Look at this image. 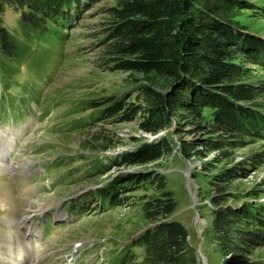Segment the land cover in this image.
<instances>
[{
  "label": "trees",
  "instance_id": "obj_1",
  "mask_svg": "<svg viewBox=\"0 0 264 264\" xmlns=\"http://www.w3.org/2000/svg\"><path fill=\"white\" fill-rule=\"evenodd\" d=\"M102 1L0 0V23L10 6L26 28L35 26L69 43L78 32L60 34L72 25L82 27L84 8ZM253 1L117 0L101 8L102 21L80 30L81 40L93 42L99 71L128 74L132 85L125 93L105 92L86 100L90 117L80 126H90L85 151L96 153L82 173L98 188L73 205L83 202L80 214H103L129 204L132 196L145 222L132 244L115 242L105 264L201 263L188 229L175 218L177 202L166 175L146 167L176 155L202 161L193 174L206 181L201 199L208 201L204 215L209 220L202 254L208 259V246L214 256L228 259L226 264H264V190L261 183L240 184L259 169L264 153L241 162L235 156L254 143L264 144V83L254 75L255 68H264V37L247 20H264V6ZM20 43L0 25V72L22 55ZM87 50L79 46L78 54ZM10 83L14 86L12 80L6 84L7 100L12 98ZM22 105L29 109V99ZM134 121L147 133L161 135L104 160L109 144H101L110 138L101 131L104 125ZM113 163L144 168L99 183L97 178ZM67 168L75 179L72 165Z\"/></svg>",
  "mask_w": 264,
  "mask_h": 264
},
{
  "label": "rangeland",
  "instance_id": "obj_2",
  "mask_svg": "<svg viewBox=\"0 0 264 264\" xmlns=\"http://www.w3.org/2000/svg\"><path fill=\"white\" fill-rule=\"evenodd\" d=\"M256 1H261L264 6V0L253 1L258 5ZM116 2L103 0L95 7L84 8L82 27L80 23L76 28L72 25L74 27L60 34L63 37L69 31V35L72 30L78 32L69 43L51 37L49 32L35 26L26 28L20 22V13L13 7L7 6L1 14L0 25L21 42L22 55L13 63L7 61L5 71L0 72V152L6 159L0 158V264H13L5 259L15 248L16 257L24 258L26 264H105V256L115 249V242L125 246L132 244V236L144 227L145 222L135 209L132 196L126 200L129 204L103 214L92 213V210L80 214L81 208H78L83 207V202L73 205L81 196L98 188L96 183L90 182L88 175L82 173L96 157V153L85 151L84 144L90 140L87 134L90 126H80L90 117V111L84 107V102L105 92L125 93L126 87L132 86L128 74L99 71L96 53L90 45L93 42L81 40L80 35L87 24L103 20L102 7ZM247 20L264 37V20L253 17ZM79 46L88 48L85 55L78 54ZM255 69L254 75L264 83V68ZM11 80L14 86L10 83L8 89H13L12 98L7 100L6 84ZM27 99L30 110L22 105ZM104 130L110 133H104L110 138L101 144H109L104 160L161 135L147 133L136 121L106 124L101 131ZM92 132H96V128ZM253 153H264V144L254 143L237 151L236 160L241 162ZM213 156L203 161L211 160ZM262 159L259 169L243 178L240 184L261 183L264 190V155ZM115 164L101 173L97 178L99 183L107 184L144 168ZM71 165L75 179L68 174L67 166ZM146 167L157 168L166 175L167 189L177 202L175 218L185 224L191 242L199 251L209 220L204 215L207 214L204 204L208 201L201 199V186L206 187V181L193 176L202 168V161L194 156L185 159L176 155L163 159L159 165ZM205 249L206 264L228 262V259L214 256L210 247ZM200 264H204L203 259Z\"/></svg>",
  "mask_w": 264,
  "mask_h": 264
},
{
  "label": "bare ground",
  "instance_id": "obj_3",
  "mask_svg": "<svg viewBox=\"0 0 264 264\" xmlns=\"http://www.w3.org/2000/svg\"><path fill=\"white\" fill-rule=\"evenodd\" d=\"M0 144H1V139H0ZM0 158L1 159L3 158V160L6 161L5 157L1 154V152H0ZM6 163H8V159H7ZM10 222H12V221H10ZM21 244H22V242L20 241L19 247L21 246ZM10 248L11 247L8 246V249H10ZM17 250H19V249L17 248ZM5 261L12 262L13 264H26V262L24 261V258H23V260H20V259H18V257H16V248L11 249L9 251V255L6 257Z\"/></svg>",
  "mask_w": 264,
  "mask_h": 264
},
{
  "label": "water",
  "instance_id": "obj_4",
  "mask_svg": "<svg viewBox=\"0 0 264 264\" xmlns=\"http://www.w3.org/2000/svg\"><path fill=\"white\" fill-rule=\"evenodd\" d=\"M199 253H200L201 258L203 259V263L206 264V257L204 256V254H202L201 248H199Z\"/></svg>",
  "mask_w": 264,
  "mask_h": 264
}]
</instances>
